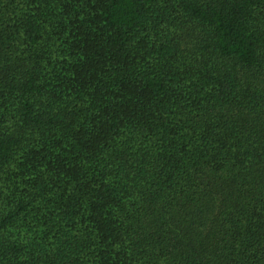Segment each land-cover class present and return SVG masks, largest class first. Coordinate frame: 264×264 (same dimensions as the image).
Wrapping results in <instances>:
<instances>
[{
  "label": "trees",
  "instance_id": "16d2710c",
  "mask_svg": "<svg viewBox=\"0 0 264 264\" xmlns=\"http://www.w3.org/2000/svg\"><path fill=\"white\" fill-rule=\"evenodd\" d=\"M0 264H264V0H0Z\"/></svg>",
  "mask_w": 264,
  "mask_h": 264
}]
</instances>
